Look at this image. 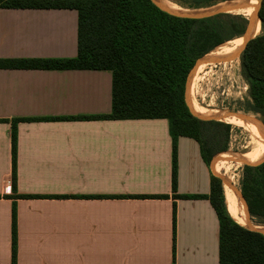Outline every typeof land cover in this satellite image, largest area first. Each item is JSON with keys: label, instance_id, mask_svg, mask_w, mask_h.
Returning <instances> with one entry per match:
<instances>
[{"label": "crops", "instance_id": "1", "mask_svg": "<svg viewBox=\"0 0 264 264\" xmlns=\"http://www.w3.org/2000/svg\"><path fill=\"white\" fill-rule=\"evenodd\" d=\"M78 17L0 8V61L77 57ZM112 88L110 71L0 67V264H12L14 204L18 264H219L210 200L176 197L211 193L198 142L179 138L174 192L167 119H72L110 115ZM49 118L64 119L17 124L14 192L12 122Z\"/></svg>", "mask_w": 264, "mask_h": 264}, {"label": "trees", "instance_id": "2", "mask_svg": "<svg viewBox=\"0 0 264 264\" xmlns=\"http://www.w3.org/2000/svg\"><path fill=\"white\" fill-rule=\"evenodd\" d=\"M175 1L184 8L201 10L233 0ZM228 7L255 13L253 3H240ZM0 8L70 9L78 12L77 57L0 61V67L110 71L113 76L111 114L72 119H167L172 137L174 192L177 190L179 138L186 137L198 142L202 158L208 166H211L217 155L229 150L233 125L214 120L204 121L193 116L186 102V84L191 70L200 58L228 42L243 37L248 19L242 14H220L201 20L181 18L162 11L151 0H0ZM259 17L263 33L247 44L241 56V75L248 84L250 94L241 110L259 115L264 121V0H261ZM203 71L196 76L195 84ZM63 119H27L12 122L14 192L17 190V124ZM247 122L262 130L252 120ZM252 136L257 140L259 148L260 141ZM226 157L227 154H224L216 158L214 165ZM260 158L250 161L255 162ZM241 186V193L247 202L251 217L257 225L264 226V162L242 167ZM176 197L210 200L218 215L220 226L219 264H264V236L240 226L231 217L226 206L222 181L218 177L212 176L209 196ZM243 207L249 217L244 202ZM173 222L174 252L175 212ZM11 248L12 264H18L15 204L12 210Z\"/></svg>", "mask_w": 264, "mask_h": 264}, {"label": "rangeland", "instance_id": "3", "mask_svg": "<svg viewBox=\"0 0 264 264\" xmlns=\"http://www.w3.org/2000/svg\"><path fill=\"white\" fill-rule=\"evenodd\" d=\"M159 1L165 7L170 8L176 12L194 13V11H196V10H190V9L180 6L178 3H176L175 0H159ZM222 4L224 3H220L210 8L213 9ZM257 7H260L259 1H257V5L254 7L255 13H256ZM211 9H208V10H211ZM255 13H254V16H255ZM232 14H242L243 15V13H232ZM243 16H245L248 20L251 19V17L249 16H246V15H243ZM254 16L252 18H254ZM262 33H263V30H262L261 20L256 19L255 27L253 30V36L256 35V37H258ZM244 41H245L244 38L241 37L231 42H228L227 44L222 45L221 47L217 48L214 52H212L211 57L219 58V57L227 56L226 54H231L234 52V50L237 51V49L239 50L244 45ZM218 55L219 57H216ZM241 56L242 55H240L238 59L232 62H228V63L220 64V65H214V64L210 65L211 63L209 64L205 63L203 65V63H200V65L198 66V68L196 69L194 73L192 86H191V90L189 94V105L191 109L193 110V112L203 117L220 116L222 120L227 119V115L229 113L244 112L241 110V107L243 103H245L247 99H249L248 97L249 94H248V84L241 75ZM202 71L203 73H201L200 78L195 84L196 76ZM194 105L202 109L203 113L197 112L194 108ZM244 113H247V112H244ZM250 115H252L253 117H256L258 120L263 122L262 117H260L259 115L256 116L251 113ZM223 122L227 123L225 121ZM233 128L234 129L231 131L229 150L226 153L217 155L214 159L220 158L224 154H227V157L228 156L229 157L241 156L250 163H259L260 160L264 157V155L258 161L252 162L246 158V154H250V155L260 154L264 149V144L260 142L261 145L258 148L257 140L248 131H246L242 127H237L234 125H233ZM261 131L263 132V129ZM221 161L217 162L214 165V168H213L214 175L215 176L219 175L220 177H224L230 181V185H228L229 197L226 193L227 187L222 183L226 205L232 215L234 214L239 215L243 219L245 214H243L240 209L239 202H238V195H237L236 190L239 193L241 192L242 167L245 165L242 163H235V162L221 163ZM231 165H234L236 169V172H235L236 186L233 185V181L230 179L231 175L230 176L227 175L229 166ZM229 198L232 201V203L235 205L236 212H234V209L231 207ZM243 220L244 221L246 220L248 223L250 220L251 223L249 224H252L255 227L264 228V226L257 225L251 216L249 217L245 216ZM239 225L247 228L246 225H241V224Z\"/></svg>", "mask_w": 264, "mask_h": 264}, {"label": "water", "instance_id": "4", "mask_svg": "<svg viewBox=\"0 0 264 264\" xmlns=\"http://www.w3.org/2000/svg\"><path fill=\"white\" fill-rule=\"evenodd\" d=\"M158 8H160L162 11L170 14V15H173V16H176V17H181V18H188V19H195V20H201V19H207V18H212V17H215L217 15H220V14H230V12H224V11H208V9H211V8H207V9H201V10H196L194 11V13H180V12H176L170 8H167V7H164L163 5H161L159 2H157L156 0H151ZM233 1H237V0H233ZM233 1H228V2H233ZM260 2V7H261V0H258ZM260 7H257L256 8V13H255V17L254 18H251L248 20V24H247V27H246V30H245V33L243 35V38H244V45L238 50V51H235L227 56H224V57H219V58H212L211 56V53L210 54H207L205 56H203L202 58H200L196 65L194 66V68L191 70L189 76H188V80H187V84H186V102L188 104V107L191 111V113L193 114V116H195L196 118L200 119V120H210V121H219V122H223V120L220 118V116H216V117H203L195 112H193V110L191 109L190 105H189V94H190V90H191V86H192V81H193V76H194V73L196 71V69L198 68V66L200 65V63L202 62H206V63H213L214 65H220V64H225V63H228V62H232L236 59H238L240 57V55L243 54L247 44L255 39L256 35L253 36V30H254V25H255V22H256V19L260 20V17H259V10H260ZM259 9V10H258ZM228 115L230 116H235L237 118H240L241 120L243 121H250L252 120L253 122L257 123L259 126L262 127L263 129V132H264V121H260L258 120L256 117H253L252 115H250V113H244V112H240V113H229ZM253 115H256V114H253ZM258 116V115H256ZM230 124V123H228ZM216 162V159H214L212 161V169L214 168V163ZM230 162H235V163H242L244 165H257V164H260L262 162H264V159H262V161H260L259 163H250L248 162L246 159H244L243 157L241 156H236L235 158L231 159ZM216 177H218L222 183L228 187V185H230V181L227 180L226 178L224 177H220L219 175H216ZM237 191V190H236ZM238 196L240 197V199H242V201L244 202L245 206H246V209H247V212H248V215H250L249 213V209H248V205H247V202L245 201L242 193L238 192ZM249 223L250 220H249ZM247 228L248 230L250 231H253V232H256V233H259L261 235L264 236V230L262 229H256V228H253L251 225H247Z\"/></svg>", "mask_w": 264, "mask_h": 264}, {"label": "bare ground", "instance_id": "5", "mask_svg": "<svg viewBox=\"0 0 264 264\" xmlns=\"http://www.w3.org/2000/svg\"><path fill=\"white\" fill-rule=\"evenodd\" d=\"M157 2H159L160 3V1L159 0H156ZM240 3H253L255 6L257 5V0H237V1H233V2H227V3H224V4H226V5H222V6H218V7H215V8H213V9H211V10H208V11H212V12H214V11H218V10H220V11H226V12H230V13H243V15H246V16H249V17H253L254 16V14H252V13H250V12H248V11H244V10H240V9H235V8H229L228 6L229 5H235V4H240ZM161 5H162V3H160ZM164 6V5H163ZM165 7V6H164ZM182 13V12H181ZM187 14V13H186ZM256 16V15H255ZM254 16V17H255ZM241 17V16H240ZM254 27H255V25H254ZM253 27V28H254ZM237 51H238V49H237ZM231 52V51H230ZM234 52H235V50H234ZM228 53V52H227ZM226 55H229V54H226ZM216 57H219V55L218 56H216ZM203 63V65L206 63V62H202ZM202 65V66H203ZM231 66V65H230ZM228 74V73H227ZM250 95V94H249ZM194 108L195 109H197L200 113H203V111H202V109H200V108H198V107H196L195 105H194ZM223 121H225V122H227V123H230V124H232V125H234V126H237V127H242L243 129H245L246 131H248L249 133H251L252 135H254L260 142H262V144H264V132H262L261 130H259L257 127H255V126H253L252 124H250L249 122H247V121H243V120H241L240 118H237V117H235V116H230V115H227V119H225V120H223ZM235 154V153H234ZM230 155V154H229ZM264 155V149H263V151L260 153V154H258V155H250V154H246V158L248 159V160H254V159H257V158H260V157H262ZM233 156V155H232ZM236 156H234V157H226V158H224L222 161H221V163H228V162H230V160L231 159H233V158H235ZM218 168V167H217ZM235 172H236V169H235V166L234 165H231V166H229V170H228V176H230L231 175V180L233 181V185H235L236 186V174H235ZM227 187V186H226ZM242 187V186H241ZM237 192V191H236ZM226 193H227V195H228V197H229V188L227 187L226 188ZM237 195H238V193H237ZM241 200V201H240ZM229 201H230V205H231V207L234 209V212H236V210H235V205L232 203V201L230 200V198H229ZM238 202H239V206H240V209H241V211H242V213L243 214H246L245 213V210H244V207H243V201H242V199H240V197L238 196ZM227 206V205H226ZM227 209H228V207H227ZM240 211V210H239ZM228 212H229V214L231 215V217L237 222V223H239V224H241V225H251L253 228H256V229H263L264 230V228L263 227H255V226H253L252 224H249L246 220V222L243 220L244 219V217H245V215H244V217H243V219L239 216V215H236V214H234V215H232L231 213H230V210L228 209Z\"/></svg>", "mask_w": 264, "mask_h": 264}, {"label": "built area", "instance_id": "6", "mask_svg": "<svg viewBox=\"0 0 264 264\" xmlns=\"http://www.w3.org/2000/svg\"><path fill=\"white\" fill-rule=\"evenodd\" d=\"M4 191L6 193H8V194H11L12 193V186H11L10 183L5 186V190Z\"/></svg>", "mask_w": 264, "mask_h": 264}]
</instances>
